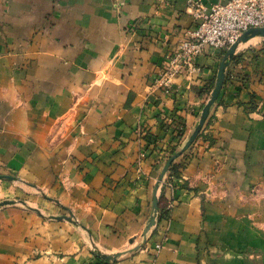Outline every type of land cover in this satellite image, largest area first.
<instances>
[{
    "label": "crops",
    "instance_id": "obj_1",
    "mask_svg": "<svg viewBox=\"0 0 264 264\" xmlns=\"http://www.w3.org/2000/svg\"><path fill=\"white\" fill-rule=\"evenodd\" d=\"M194 24L188 0H0V264H264V40L183 156L226 50L153 85Z\"/></svg>",
    "mask_w": 264,
    "mask_h": 264
},
{
    "label": "built area",
    "instance_id": "obj_2",
    "mask_svg": "<svg viewBox=\"0 0 264 264\" xmlns=\"http://www.w3.org/2000/svg\"><path fill=\"white\" fill-rule=\"evenodd\" d=\"M188 11L193 15L194 27L184 31L176 50L167 56L154 80L153 87L168 93L179 76L192 80L202 75L197 58L207 47L227 50L250 27L264 26V0H228L209 4L204 0H188ZM178 180L167 175L161 184L173 191ZM168 201L172 208L174 202ZM152 215L156 221L161 220L158 209ZM162 246V242L154 244L155 255Z\"/></svg>",
    "mask_w": 264,
    "mask_h": 264
},
{
    "label": "water",
    "instance_id": "obj_3",
    "mask_svg": "<svg viewBox=\"0 0 264 264\" xmlns=\"http://www.w3.org/2000/svg\"><path fill=\"white\" fill-rule=\"evenodd\" d=\"M254 37H261L264 38V26H253L250 27L249 29H247L246 31H244L239 37L238 39L226 50V53L219 65L218 71H217V75H216V80L213 86V89L211 91V94L208 98V100L206 101L200 118H199V122L198 125L196 126L195 130L193 131V133L191 134V136L189 137L188 141L186 142V144L184 145L182 151L186 150L187 148H189V146H191V144L196 140V138L198 137L199 133L201 132L202 128L204 127L209 115H210V110L211 107L214 105V103L217 101L221 90L224 86V83L226 81V76H227V68L230 65V62L234 59L236 51L238 50L240 44L242 43H246L247 41H249L250 39L254 38ZM178 152L177 154L173 155L172 157H170L168 159V161L166 162V165L162 171V174L160 176V180H162L163 176L165 175V173L167 172L170 164L172 163V161L179 155L181 154V152ZM5 203H9V201H4L2 203H0V206L5 204ZM158 209V199L155 198L154 200V210ZM68 218L69 217H65ZM156 219L155 216L152 215L151 217V221L149 226L147 227L145 233H147L150 228L155 224ZM121 253L120 252H116L114 254H105L104 256L108 259H116Z\"/></svg>",
    "mask_w": 264,
    "mask_h": 264
},
{
    "label": "trees",
    "instance_id": "obj_4",
    "mask_svg": "<svg viewBox=\"0 0 264 264\" xmlns=\"http://www.w3.org/2000/svg\"><path fill=\"white\" fill-rule=\"evenodd\" d=\"M232 77H233L232 71L231 70H228L227 71L226 80H231ZM198 136L199 137L204 136V131L202 130L199 133ZM187 151H183V154H184L183 156H185L187 154ZM177 153H178V150L177 149H172V151L170 152L169 157H172L173 155H175ZM180 155L181 154H179L176 158H178ZM176 158L170 164L167 172H168V175L172 176L173 178L179 179V178L182 177V172H183V169L182 168L184 167V162L183 161L182 162L181 161H176ZM171 209L172 208L169 206V201L167 199H165L164 197H160L159 202H158V210L160 212V219H162V218H168Z\"/></svg>",
    "mask_w": 264,
    "mask_h": 264
},
{
    "label": "rangeland",
    "instance_id": "obj_5",
    "mask_svg": "<svg viewBox=\"0 0 264 264\" xmlns=\"http://www.w3.org/2000/svg\"><path fill=\"white\" fill-rule=\"evenodd\" d=\"M258 39H263L264 40V38H261V37H259Z\"/></svg>",
    "mask_w": 264,
    "mask_h": 264
}]
</instances>
